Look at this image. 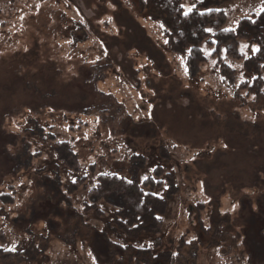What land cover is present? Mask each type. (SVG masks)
Returning a JSON list of instances; mask_svg holds the SVG:
<instances>
[{"label": "rangeland", "instance_id": "obj_1", "mask_svg": "<svg viewBox=\"0 0 264 264\" xmlns=\"http://www.w3.org/2000/svg\"><path fill=\"white\" fill-rule=\"evenodd\" d=\"M199 1L184 0V12ZM221 9L235 29L264 0ZM240 51L257 47L241 41ZM204 52L191 77L139 0L0 3V195L15 199L0 201V249L46 247L21 264H169L167 253L197 242V264H264V95L236 97ZM226 62L238 82L252 77L242 61ZM50 132L75 147L80 175L57 162ZM157 167L166 184L156 194L165 197L166 174L179 187L158 236L129 239L108 205L98 218L86 191L68 192L108 172L142 183ZM219 224L221 248L210 245Z\"/></svg>", "mask_w": 264, "mask_h": 264}, {"label": "trees", "instance_id": "obj_2", "mask_svg": "<svg viewBox=\"0 0 264 264\" xmlns=\"http://www.w3.org/2000/svg\"><path fill=\"white\" fill-rule=\"evenodd\" d=\"M16 0H0L14 2ZM233 0H200L188 13L184 12V0H139L143 13L160 24L164 30L168 51L176 56H185L191 77H197L201 66L208 61L204 46L212 49L211 56L216 61V69L223 81L234 91L236 97L243 93H253L258 98L264 95V10L253 18H243L235 29L226 28L227 16L221 7ZM210 30V31H209ZM248 41L257 47V51L247 56L240 51V42ZM242 61L245 71L252 75L250 79L238 82L237 72L226 60ZM43 135V128H40ZM48 140L55 142L54 154L57 162L71 172L80 175L82 167L75 147L64 141H57L53 132ZM137 172L145 165L143 157L136 156ZM164 168L157 167L155 177H149L142 183L137 178H126L115 172L98 176L96 184L89 188L87 179L80 177L72 182L68 192L74 194L84 190L88 195L86 212L102 218L105 212L101 204L108 205L114 211V224L118 231L129 239L143 236H158L163 232L164 219L168 214L170 201L178 195L179 187L171 174H166L167 190L165 197L155 192L166 184L162 176ZM14 197L9 194L0 195L4 204H13ZM200 208V207H198ZM224 230L222 224L216 226L211 246L222 247ZM0 237L3 238L2 233ZM160 243V239L156 244ZM199 244H190L187 254L167 253L169 264H197ZM42 243L33 242L24 249L4 251L0 249L2 264H21L33 262L45 252Z\"/></svg>", "mask_w": 264, "mask_h": 264}, {"label": "snow or ice", "instance_id": "obj_3", "mask_svg": "<svg viewBox=\"0 0 264 264\" xmlns=\"http://www.w3.org/2000/svg\"><path fill=\"white\" fill-rule=\"evenodd\" d=\"M210 31V30H209Z\"/></svg>", "mask_w": 264, "mask_h": 264}]
</instances>
